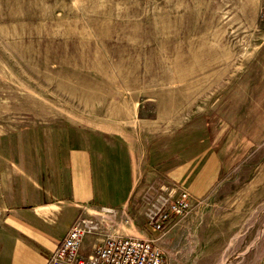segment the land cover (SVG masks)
Instances as JSON below:
<instances>
[{
    "label": "rangeland",
    "instance_id": "1",
    "mask_svg": "<svg viewBox=\"0 0 264 264\" xmlns=\"http://www.w3.org/2000/svg\"><path fill=\"white\" fill-rule=\"evenodd\" d=\"M74 129L133 155L131 200L101 230L150 233L164 264H264V0H0V153ZM175 129L196 167L168 182L145 160ZM161 185L192 206L157 233Z\"/></svg>",
    "mask_w": 264,
    "mask_h": 264
},
{
    "label": "crops",
    "instance_id": "2",
    "mask_svg": "<svg viewBox=\"0 0 264 264\" xmlns=\"http://www.w3.org/2000/svg\"><path fill=\"white\" fill-rule=\"evenodd\" d=\"M178 131L158 135L145 160L168 182L189 180L196 167L191 144L178 148L183 144L173 138ZM67 136L58 145L47 139L43 155L0 153V264H45L78 216L116 223L118 211L129 204L136 188L134 159L123 137L92 129H74ZM184 150L191 156L183 157ZM115 229L101 232L120 233ZM105 234L90 235L91 246Z\"/></svg>",
    "mask_w": 264,
    "mask_h": 264
},
{
    "label": "built area",
    "instance_id": "3",
    "mask_svg": "<svg viewBox=\"0 0 264 264\" xmlns=\"http://www.w3.org/2000/svg\"><path fill=\"white\" fill-rule=\"evenodd\" d=\"M156 202L147 213L148 226L162 232L173 219L186 214L191 206V194L175 185H161ZM105 212L113 209L105 207ZM101 232V222L91 216H78L64 237L53 249L45 264H164L163 251L156 238L130 234H105L96 239L92 249L83 253L87 235Z\"/></svg>",
    "mask_w": 264,
    "mask_h": 264
},
{
    "label": "bare ground",
    "instance_id": "4",
    "mask_svg": "<svg viewBox=\"0 0 264 264\" xmlns=\"http://www.w3.org/2000/svg\"><path fill=\"white\" fill-rule=\"evenodd\" d=\"M130 70H131V69H130ZM106 104H107V103H106ZM122 106H123V105H122ZM172 106H173V103L165 102L163 107H164V110L166 111L167 109L170 110V109L172 108ZM121 108H122V107H121ZM115 112H116V111H115ZM117 113H118V114H121V115L124 114L123 111H118V110H117L116 114H117Z\"/></svg>",
    "mask_w": 264,
    "mask_h": 264
},
{
    "label": "trees",
    "instance_id": "5",
    "mask_svg": "<svg viewBox=\"0 0 264 264\" xmlns=\"http://www.w3.org/2000/svg\"><path fill=\"white\" fill-rule=\"evenodd\" d=\"M168 228V225L165 227V229L164 230H166ZM157 233H159V232H157Z\"/></svg>",
    "mask_w": 264,
    "mask_h": 264
}]
</instances>
